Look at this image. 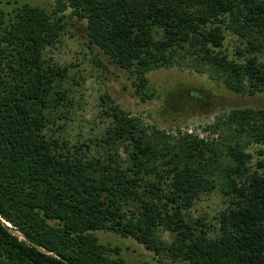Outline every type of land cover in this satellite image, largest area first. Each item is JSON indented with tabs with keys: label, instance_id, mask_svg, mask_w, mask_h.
<instances>
[{
	"label": "trees",
	"instance_id": "1",
	"mask_svg": "<svg viewBox=\"0 0 264 264\" xmlns=\"http://www.w3.org/2000/svg\"><path fill=\"white\" fill-rule=\"evenodd\" d=\"M55 1L51 12L29 3L8 19L0 12V264H130L110 256L100 230L132 237L165 264H264V108L223 111L216 148L148 132L106 93L101 137L73 142L60 122L66 69L46 54L77 17L143 100L153 94L147 74L174 66L253 96L264 92V0ZM251 144L263 157L257 170ZM219 179L232 202L212 236L191 211Z\"/></svg>",
	"mask_w": 264,
	"mask_h": 264
},
{
	"label": "rangeland",
	"instance_id": "2",
	"mask_svg": "<svg viewBox=\"0 0 264 264\" xmlns=\"http://www.w3.org/2000/svg\"><path fill=\"white\" fill-rule=\"evenodd\" d=\"M41 6L48 11L55 8V0H0V12L5 19L23 4ZM71 10H67L69 14ZM86 20L69 18V23L59 40L46 49L48 59L66 69L60 82V89L66 90L67 107H62L65 116L61 131L73 142L77 139L101 137L105 131L101 114L104 110L102 96L108 93L132 116L139 117L141 123L151 132L153 125L174 136H181L183 127L194 125L202 128L196 134L201 139L216 142L222 148L220 131L214 125L223 111L233 108H264V92L256 95L237 94L213 79L208 71L199 72L194 68L174 66L160 68L147 74L153 94L143 100L133 84L134 76L127 70L110 62L107 55L89 44L86 34ZM225 48L234 56L236 36L226 33ZM202 133V137L199 136ZM80 141V140H79ZM259 145L251 144L247 151L253 153L251 166L257 170ZM260 171V169H259ZM219 186L200 194L191 213L194 218L204 216L212 236L219 233V215L226 210L232 199ZM100 243L113 258L121 257L130 264H165L152 251L146 249L132 237H123L109 230L96 231ZM169 233L164 239L169 240ZM118 248L119 253L114 249Z\"/></svg>",
	"mask_w": 264,
	"mask_h": 264
},
{
	"label": "built area",
	"instance_id": "3",
	"mask_svg": "<svg viewBox=\"0 0 264 264\" xmlns=\"http://www.w3.org/2000/svg\"><path fill=\"white\" fill-rule=\"evenodd\" d=\"M182 129V134H187V135H196L198 132H201L202 128L195 127L194 125L188 126V127H183ZM199 136H203L202 133Z\"/></svg>",
	"mask_w": 264,
	"mask_h": 264
}]
</instances>
